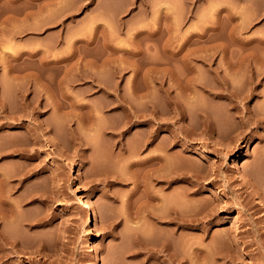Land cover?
<instances>
[{
  "label": "rangeland",
  "instance_id": "1",
  "mask_svg": "<svg viewBox=\"0 0 264 264\" xmlns=\"http://www.w3.org/2000/svg\"><path fill=\"white\" fill-rule=\"evenodd\" d=\"M258 114L264 0H0V264H264Z\"/></svg>",
  "mask_w": 264,
  "mask_h": 264
},
{
  "label": "bare ground",
  "instance_id": "2",
  "mask_svg": "<svg viewBox=\"0 0 264 264\" xmlns=\"http://www.w3.org/2000/svg\"><path fill=\"white\" fill-rule=\"evenodd\" d=\"M93 80H94V78H93ZM97 80H98V79H97ZM98 81H99V80H98ZM63 82H64V81H63ZM63 82L61 81L60 83L62 84ZM99 82H100V81H99ZM87 83H88V82H87ZM95 83H96V79H95ZM95 83H93V84H95ZM101 83H102V82H100L99 85H100ZM41 84H42V83H41ZM93 84H92V86H93ZM59 85H60V84H59ZM95 85H98V84H95ZM41 86H42V85H41ZM44 86L47 87L46 85H44ZM45 87H44V88H45ZM42 88H43V87H42ZM93 88H94V86H93ZM141 97H142L143 99H146V98L149 97V96H148L147 94H143ZM120 98H121V97H120ZM122 100H123V99H122ZM147 100H148V99H146V101H147ZM126 101H127V100H126ZM121 102H123V101H121ZM121 102H120V100H119V103H121ZM124 102H125V101H124ZM124 102H123V103H124ZM147 102H148V101H147ZM147 102H146V104H147ZM123 103H122V104H123ZM125 103H126V102H125ZM128 103H130V102L128 101ZM122 104H119V105H122ZM60 105H61V104H60ZM60 105H59V109H58L59 111H60ZM126 105H127V104H126ZM129 105H130V104H129ZM78 106H79V105H78ZM123 106H124V105H123ZM73 107H75L74 104H73ZM83 107H84V106H83ZM85 107H86V106H85ZM77 108H78V107H77ZM79 108H80V107H79ZM122 108H123V107H122ZM125 108H126V107H125ZM56 109H57V106H56ZM62 109H63V108H62ZM73 109H74V108H73ZM73 109H72V110H73ZM81 109H82V108H81ZM81 109H78V111L81 110ZM83 109H84V108H83ZM88 109H89V108H88ZM58 110H57V112H58ZM75 110H76V109H75ZM89 110H90V109H89ZM61 112H64V110L61 111ZM61 112H60L59 114H61ZM74 112H75V111H71V112H69V113H73V114H75ZM79 112H80V111H79ZM90 112H91V111H90ZM96 112H97V111H96ZM98 112H99L98 114L95 113V114L97 115V117L100 116V115H99V114H100V111H98ZM135 112H137L136 109H135ZM69 113H65V115H63V117L66 116L67 114L69 115ZM76 113H78V112H76ZM91 113H92V112H91ZM137 113H139V111H138ZM62 114H63V113H62ZM62 114H61V116H62ZM81 114H82V113H81ZM92 114H93V113H92ZM95 114H94V115H95ZM75 115H76V114H75ZM75 115H73V116H75ZM90 115H91V114H90ZM131 115H132V114H131ZM138 115H139V114H135V118H138V117L141 118V117H142L143 119H144V118L146 119V115H140V116H138ZM256 115H257V114H256ZM256 115H255V116H256ZM258 115H259V114H258ZM79 116H80V114H79ZM81 116H82V115H81ZM91 116H92V115H91ZM91 116H90V118H91ZM259 116H260V115H259ZM259 116H258V117H259ZM77 117H78V115H77ZM256 117H257V116H256ZM82 118H83V117H82ZM90 118H89V119H90ZM93 118L95 119L94 116H93ZM100 118H101V117H100ZM250 118H252V117L250 116ZM260 118H261V116L259 117V119L255 118V117L253 116V119H254V120H251V121H254V122H256V123H258V122H259V123H264V122H263L264 120H263V119H260ZM66 119H68V118H66ZM80 119H81V118H80ZM82 120H84V119H82ZM95 120H97V118H96ZM242 120H243V119H242ZM248 120H249V119H248ZM68 121H69V120H68ZM77 121H79L78 118H77ZM84 121H86V120H84ZM84 121L81 122V120H80L79 123H80L81 126H82L84 123H86V122H84ZM87 121L90 123L91 120H90V121L87 120ZM243 121H244V120H243ZM66 122H67V121H66ZM70 122H71V121H70ZM74 122H75V121H74ZM83 122H84V123H83ZM98 122H99V121H97V123H96V121L93 122V119H92V123H90L91 125H87V124H86V125H84V126H85V127L87 126L86 128H89V126H90V128H89L90 130H92V129L94 130L96 127H98V129H99V125H97ZM76 123H78V122H76ZM259 123H258V124H259ZM78 125H79V124H77V127H78ZM80 125H79V127H81ZM84 126L81 127V128H85ZM79 127L77 128V130L79 129ZM101 128H102V127H100V129H101ZM160 128H161V127H160ZM96 130H97V128H96ZM71 132H72V131H71ZM74 132H76V130H75ZM72 133H73V132H72ZM77 133L80 134L79 132H77ZM78 134H77V135H78ZM75 135H76V133H75ZM77 135H76V136H77ZM78 136H79V135H78ZM80 137H81V136H80ZM77 138L79 139V137H77ZM77 138H76V140H77ZM79 140H80V139H79ZM83 141H84V139H83ZM233 141H234V140H233ZM238 141H239V140H238ZM80 143H83L82 140H81ZM83 144H84V143H83ZM15 153H16V152H15ZM161 155H162V154H161ZM161 155H160L159 157H158V156H157V157H152L151 159H149V160H147V161L145 160V162L140 163V164H137V165H138V167H139V166H141V167H142V166H143V167L145 166V168L147 167V169H148L147 171L150 172V171H152V170L154 169V167H155V164L152 163V162H154L156 159H158L159 161H162V158H164L163 155H162V157H161ZM263 157H264V156H263ZM263 160H264V159H263ZM260 161L262 162V160H260ZM260 161H259V164H260ZM263 162H264V161H263ZM259 164H258V167H257V168H259V166H260ZM262 164H263V163H262ZM262 164H261V165H262ZM252 166H253V165H252ZM254 166H255V165H254ZM255 167H256V166H255ZM260 168H263V166H261ZM138 169H141V168H138ZM254 169H255V168H254ZM144 170H145V169H144ZM246 170H247V169H245V173L243 174V177H244V184H245L246 186H248V187H251V188H254V189H255L254 192H253V195H258L260 198H264V192H263L264 190H263L262 188H261V189L259 188V186H262V185L259 184V183L261 182V181H259L260 179L258 180V181H259V182H258L259 186H258V185H256L257 182H255V181H257V179H258V178L256 177V174H255V173L253 174L252 172L250 173V168H249V170H247V171H246ZM255 170H256V169H255ZM260 170H261V169H260ZM260 170H259V172H260ZM1 171H2V170H1ZM256 171H258V170H256ZM262 171H264V170L262 169ZM253 172H254V170H253ZM259 172H258V173H259ZM2 173H3V172H2ZM261 173H262V172H261ZM6 174H7V173H6ZM134 174H135V173H134ZM7 175H9V174H7ZM7 175H5V176H7ZM135 175H136V174H135ZM259 175H260V173H259ZM10 177H11V176H10ZM16 177H17V176H16ZM4 178H6V177H4V175L2 174V175L0 176V182H1V184H2ZM11 178H12V177H11ZM120 178H122V177H120ZM259 178H260V176H259ZM8 179H9V178L4 179V180H7L8 183H9V180H8ZM15 179H16V178H15ZM21 179H22V178H21ZM255 179H256V180H255ZM263 179H264V178H263ZM13 180H14V178H13ZM119 180H120V179H119ZM119 180H118V181H119ZM121 180H122V179H121ZM121 180H120V181H121ZM261 180H262V178H261ZM115 181H116V178H115ZM4 182H5V181H4ZM4 182H3V183H4ZM110 182H111V181H110ZM121 182H122V181H121ZM8 183H7V184H8ZM112 183H113V182H112ZM9 184H10V183H9ZM261 184H262V183H261ZM5 185H6V183H5ZM0 186H2V185H0ZM3 186H4V185H3ZM3 186L0 187V189H3V190H4V187H5V186H4V187H3ZM10 186H11V185H10ZM257 186H258V187H257ZM6 187H7V185H6ZM11 187H13V186H11ZM11 187H10V188H11ZM10 188H8V189H10ZM13 188H14V187H13ZM15 188H16V187H15ZM11 189H12V188H11ZM11 189H10V190H11ZM10 190H8V192H9ZM6 191H7V190H6ZM4 192H5V190H4ZM4 192H3V193H4ZM8 192H7V193H8ZM12 192H13V191H12ZM12 192H10V193H12ZM7 193H6V194H7ZM4 194H5V193H4ZM11 195H12V194H11ZM5 196H8V195H5ZM1 197H2V196H1ZM8 198H9V200H10V196H9ZM249 199H250V198H249ZM0 200H2V199H0ZM3 200H5V199L3 198ZM3 200L0 201V204H1V202H3ZM9 200H7V201H9ZM250 200H251V199H250ZM6 203H7V202H6ZM9 203H10V202H9ZM9 203H8V204H9ZM249 203H250V202H249ZM3 204H4V202H3ZM12 205H13V204H11V206H12ZM0 206H1V205H0ZM5 206H6V205H5ZM9 206H10V205H9ZM12 207H13V206H12ZM244 207H245V206H244ZM246 207H247V206H246ZM246 207H245V208H246ZM0 208H1V207H0ZM2 208H4V207H2ZM7 208H8V207H7ZM10 208H11V207H10ZM84 208L90 210V208H91V204H89V205H88V204H85V205H84ZM8 209H9V208H8ZM92 209H93L92 211H95L94 208H92ZM0 213H1V212H0ZM89 213H90V212H89ZM95 213H96V212H94L93 215H95ZM169 216H170V215H169ZM210 216H213V215H212L211 213H208V216L206 215L207 218L210 217ZM177 217H178V216H177ZM178 218H179V217H178ZM183 218H184V217L181 216V219H183ZM210 218H211V217H210ZM210 218H208V219H210ZM91 219H92V215L90 214V216H89V218H88V221H90ZM169 219H171V221H172V219L174 220V218H172V217L169 218ZM184 219H186V218H184ZM184 219H183V220H184ZM191 219H192V217H190V218L188 217L187 220H189V221L191 222ZM195 219H196V218H195ZM195 219L193 218V221H194ZM204 219L206 220L205 216L203 217V219L200 218V219H199V223H198V220H197V226H198V224H200L201 222L205 221ZM175 220H176V219H175ZM177 220H180V218L177 219ZM183 220H182V221L180 220V222L182 223ZM187 220H186V221L184 220L183 223H184V224H185V222L187 223V222H188ZM202 220H203V221H202ZM211 220H212V218H211ZM193 221L191 222L192 225H193ZM207 221H208V220H207ZM207 221H206V222H207ZM178 222H179V221H178ZM178 222H176V223L178 224ZM180 222H179V223H180ZM195 222H196V220H195ZM195 222H194V223H195ZM183 223H182V227H184V224H183ZM180 225H181V224H180ZM187 225H188V224H187ZM185 226H186V224H185ZM189 226H191V225H189ZM195 226H196V225H195ZM207 232H208V231H207ZM239 234L244 235L243 232H239ZM239 234H238V235H239ZM0 235H1V234H0ZM242 235H241V236H242ZM230 236H232L233 239H234V237H235L234 241L236 240V236H237V235H234V237H233V235L231 234ZM2 237H3V236H2ZM2 237H1V238H2ZM240 238H241V237H240ZM4 239H5V238H4ZM4 239H3V242H5ZM233 239H232V240H233ZM242 239H243V237H242ZM242 239H241V240H242ZM237 240H239V239H237ZM0 242H1V241H0ZM3 242H2V243H3ZM166 242H167V241H166ZM166 242H165V243H166ZM168 243H169V242H168ZM168 243H167V244H168ZM233 243H234V242H233ZM236 243H237V242H236ZM169 245H170V244H168V247H169ZM236 245H238V243H237ZM162 246H163V245H162ZM165 246H166V245H165ZM165 246H164V247H165ZM239 246H240V245H238V247H239ZM0 247H1V246H0ZM238 247L236 246V248H238ZM239 248H240V247H239ZM168 249H169V248H168ZM168 249L166 248L165 250L169 251ZM155 252H156V251H155ZM169 253H170V252H169ZM156 254H157V252H156ZM175 255H176V254H175ZM169 256H170V255L168 254V257H169ZM173 256H174V255H173ZM0 257H1V256H0ZM170 257H171V260H172V254H171ZM174 257H175V256H174ZM176 257H177V256H176ZM1 259H2V258H1ZM3 259H4V258H3ZM3 259H2V260H3ZM176 259H178V258H176ZM164 260H165V259H164ZM173 260H174V259H173ZM173 260H172V261H173ZM0 261H1V260H0ZM169 261H170V258H169ZM2 262H3V261H2ZM5 262H6V261H5ZM0 263H1V262H0Z\"/></svg>",
  "mask_w": 264,
  "mask_h": 264
}]
</instances>
